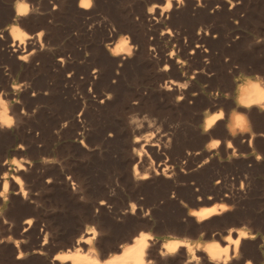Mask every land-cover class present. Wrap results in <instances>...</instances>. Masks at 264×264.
<instances>
[{"label":"rangeland","instance_id":"rangeland-1","mask_svg":"<svg viewBox=\"0 0 264 264\" xmlns=\"http://www.w3.org/2000/svg\"><path fill=\"white\" fill-rule=\"evenodd\" d=\"M20 1L30 12L18 21ZM49 1L0 0V97L11 118L0 129V264H59L55 256L92 229L104 260L138 232L158 251L188 238L229 245L232 256L242 230L254 237L228 264H264V108L240 103L244 86L264 83V0H182L163 19L151 12L165 0H90L87 11L80 0ZM14 26L29 52H11ZM120 36L135 47L124 60L110 54ZM36 41L42 50L20 61ZM171 81L189 94L180 102L165 90ZM220 111L225 124L244 116L247 132L205 133ZM136 137L142 157L171 177L135 182V165L144 172ZM218 204L226 210L201 223L189 215ZM194 253L190 264H212ZM183 256L167 264H186Z\"/></svg>","mask_w":264,"mask_h":264},{"label":"bare ground","instance_id":"bare-ground-1","mask_svg":"<svg viewBox=\"0 0 264 264\" xmlns=\"http://www.w3.org/2000/svg\"><path fill=\"white\" fill-rule=\"evenodd\" d=\"M181 1L182 0H165L164 6H162V7L153 6L151 14H152V16L154 15L153 14L154 8L159 9L161 11V13L159 14L158 17L162 18V16L164 15L165 12L176 8V5H174L176 2H177V5L178 4L180 5ZM187 1H189V2H200L199 0H187ZM193 4H195V3H193ZM90 5H91L90 0H80L78 6L81 10L87 11L90 9ZM190 5H192V4H190ZM14 11H15V17L17 18L18 21L21 20V18L27 17L29 12H30V7L28 5V2H23V1L17 2L15 4ZM158 17L157 18L154 17L153 19L156 22L163 21L162 20L163 18L160 19ZM9 35H10L11 40H12V42H11L12 44L9 46V48L12 49L11 50L12 53L19 55L18 53H20V52L26 53V52L30 51V50L28 51L26 49V47H23L25 44L26 36L19 30L18 26H14L11 29V31L9 32ZM39 37H40V34H39ZM31 38L33 39V37H31ZM129 40H130L129 37L120 36L118 41L116 42V46L114 48H112V50L110 52L111 56L113 58H117L119 60H124L126 58H129L130 55L132 54V50L135 49V47L132 46V44ZM29 46H30V49L32 51L26 56H24V55L19 56L18 59L20 61L21 60L27 61V58L33 56L37 52L36 48L42 50L41 44L40 45L37 44V41L30 43ZM173 59H174V53L173 52L166 54V56H164V58H163V60L165 62L167 61L169 63H172ZM167 70H168V66L166 65L163 68V71L166 72ZM263 84H261V85H263ZM173 85H175V86H173ZM261 85L257 82H253L249 86H244L242 93H241V97H240L241 108L244 110V112L246 110H252L255 107H256V109L257 108H259V109L264 108V88H262ZM176 86H177V88H175ZM181 88H182V86L179 87L178 85L174 84L172 81L170 82V85L165 86V90L167 92H170L169 95L171 97H173V99H175L176 102H180V100L183 99L184 95L188 94V93H183L184 91L182 92ZM197 93H195L193 96H198ZM15 108H17V107H15ZM223 119H224V115H223L222 111H220L217 114H213L211 117H208L204 121L203 131L205 133H208L212 137L214 136L215 138H218L217 136H219V130L217 128L222 127V125L224 127L223 129H225L227 131L226 133H228L230 136H234L236 134V132H238V131H240V133L247 132V129L249 126H248V123H247L246 119L244 118V116L233 115V116H231L229 123H226V124L222 121ZM10 120H11V118H9V116H8V105H7L6 101L0 97V129L2 130V129L8 128L10 123H11ZM222 122H223V124H222ZM251 135H252V133H251ZM140 141H141L140 138L136 137L133 139V141L131 143L133 151L136 152L135 156H137L136 158L138 159V161H141L140 165H141V168L143 169L142 171H144L142 173L138 172L137 164L135 165V167L133 168V177H134V180L136 183L144 182L149 177L150 178L152 177L156 180L158 177V174H160L154 168V166L148 162L147 159L142 157V155H141L142 148L138 149L139 147H142V144ZM218 143H219V140H217V142L215 144H213V147L216 148ZM230 143L231 142H229V139H228L227 148H230ZM151 145L153 147L155 146V144H151ZM20 149H21V147H20ZM168 168H169V166H165V168L162 170V172L160 174L163 177H165L166 179L171 177L174 174V172L168 173L167 172ZM175 179H177V177H175L171 180V183L173 185L177 184L176 183L177 181H175ZM176 187H177V185H176ZM5 188H6V184L4 185V189ZM190 191H191V194L196 195V193H195L196 190H193L192 188H190ZM209 200H211V198H208V199L205 198V200H202L199 198V200H196V203H207V202H209ZM101 203H103V202H100L99 204H101ZM104 204H102V205H104ZM225 210H226V207L224 205L218 204V205H214L210 208H202L199 211L191 213L189 215L193 216L197 222L201 223V221H203L207 218H210L212 216L221 214ZM30 222H31V220L26 221L27 224H30ZM86 233L88 235H86L85 238H80L79 240H77V242H76L77 246L73 247V250H69V251L61 253V254L59 253L58 255L55 256L54 260L58 261L59 264H62V263H65V264H68V263L69 264H149V262H150V264H156V262H157L156 260L158 258L159 259L160 258H164V259L166 258L165 261H167V262L165 264H167L168 261H171V263L178 261L179 257H181V255H184L185 256L184 262L186 264H188V262H189V264H190L191 262L196 261L198 259L197 255L194 252H195V250L196 251L199 250L205 254L206 257H204V255H203V257L205 258V260L208 263L228 264V263H230V261L232 260L233 257L238 256V254H239L238 246L245 239L249 240L250 238L254 237L253 235H249L246 231L239 230L237 232V234H238L236 236L237 238L235 240L232 239V241L234 243L232 245L233 246V255L230 256L229 255V247H230L229 245H227V247H225V248L221 247L218 242H212V243H207V244L203 245L201 242H195V241H192L188 238L168 240L167 242L162 243L161 247L159 246L161 251H158V249H159L158 243H157V245L154 244V241H152L153 237L150 234H144V233L138 232L137 236L135 235L136 237L133 238L132 244L127 245L123 249H121L120 254H114V255L110 256L108 259L104 260L102 258V257H104L103 255L100 257V254H102V253L99 254L98 250L96 249V247L93 244L94 240H95L96 233H97L96 230L92 229L91 231H87ZM230 236L228 237L229 238L228 243L231 242ZM150 241H152L153 243H151ZM79 242H82V244H83V242H86L89 245V247H87V249H86L88 252L87 254H85V255L83 254V249H81V247H80L81 243L79 245ZM225 249H227V252H225ZM20 256H22L21 251H20V254L18 255V259ZM247 264H250V262H248Z\"/></svg>","mask_w":264,"mask_h":264},{"label":"built area","instance_id":"built-area-1","mask_svg":"<svg viewBox=\"0 0 264 264\" xmlns=\"http://www.w3.org/2000/svg\"><path fill=\"white\" fill-rule=\"evenodd\" d=\"M49 3H53V1H49ZM55 5H52V7H54ZM108 32H109V35L111 36L113 32H115V29L112 27V26H109L107 28Z\"/></svg>","mask_w":264,"mask_h":264},{"label":"snow or ice","instance_id":"snow-or-ice-1","mask_svg":"<svg viewBox=\"0 0 264 264\" xmlns=\"http://www.w3.org/2000/svg\"><path fill=\"white\" fill-rule=\"evenodd\" d=\"M239 119V118H238ZM238 243V242H237ZM225 252H227V249H225ZM149 264H150V262H149Z\"/></svg>","mask_w":264,"mask_h":264}]
</instances>
